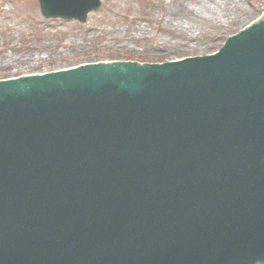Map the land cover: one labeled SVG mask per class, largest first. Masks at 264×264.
I'll return each instance as SVG.
<instances>
[{
    "label": "water",
    "instance_id": "95a60500",
    "mask_svg": "<svg viewBox=\"0 0 264 264\" xmlns=\"http://www.w3.org/2000/svg\"><path fill=\"white\" fill-rule=\"evenodd\" d=\"M263 18L207 56L1 80L0 264H264Z\"/></svg>",
    "mask_w": 264,
    "mask_h": 264
},
{
    "label": "rangeland",
    "instance_id": "374dc122",
    "mask_svg": "<svg viewBox=\"0 0 264 264\" xmlns=\"http://www.w3.org/2000/svg\"><path fill=\"white\" fill-rule=\"evenodd\" d=\"M261 13L264 0H102L83 23L44 17L39 0H0V80L116 59L207 56Z\"/></svg>",
    "mask_w": 264,
    "mask_h": 264
},
{
    "label": "bare ground",
    "instance_id": "6f19581e",
    "mask_svg": "<svg viewBox=\"0 0 264 264\" xmlns=\"http://www.w3.org/2000/svg\"><path fill=\"white\" fill-rule=\"evenodd\" d=\"M188 10H189V14L191 16V19L192 18H199L200 21H202V22L208 21L207 17L202 16L199 12L197 13V11H195L194 9H188ZM188 39H189V41H195V40H197V36L191 35V36H189Z\"/></svg>",
    "mask_w": 264,
    "mask_h": 264
}]
</instances>
